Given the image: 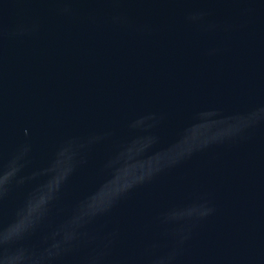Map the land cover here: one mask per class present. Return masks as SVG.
Segmentation results:
<instances>
[{
    "label": "water",
    "instance_id": "95a60500",
    "mask_svg": "<svg viewBox=\"0 0 264 264\" xmlns=\"http://www.w3.org/2000/svg\"><path fill=\"white\" fill-rule=\"evenodd\" d=\"M262 110L264 0H0V264H264Z\"/></svg>",
    "mask_w": 264,
    "mask_h": 264
},
{
    "label": "snow or ice",
    "instance_id": "6c2138e0",
    "mask_svg": "<svg viewBox=\"0 0 264 264\" xmlns=\"http://www.w3.org/2000/svg\"><path fill=\"white\" fill-rule=\"evenodd\" d=\"M24 226V222L21 221L20 223L16 224L13 226V228L9 231V233H13V234H18L20 232V230L23 228ZM8 234V233H7ZM5 234V236L7 235ZM4 236V237H5Z\"/></svg>",
    "mask_w": 264,
    "mask_h": 264
},
{
    "label": "clouds",
    "instance_id": "9594fccd",
    "mask_svg": "<svg viewBox=\"0 0 264 264\" xmlns=\"http://www.w3.org/2000/svg\"><path fill=\"white\" fill-rule=\"evenodd\" d=\"M262 112H264V110H262ZM13 235H15V234H13V233H8L5 237H3L5 240H7V239H9V238H11ZM72 238V234H69L67 237H66V239H71ZM12 259H13V257H11V258H9L8 260H7V262H6V264H11V261H12Z\"/></svg>",
    "mask_w": 264,
    "mask_h": 264
}]
</instances>
